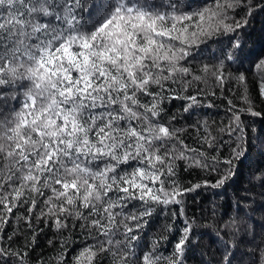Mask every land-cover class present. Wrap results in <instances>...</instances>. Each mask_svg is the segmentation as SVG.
I'll list each match as a JSON object with an SVG mask.
<instances>
[{
	"label": "snow or ice",
	"instance_id": "6c2138e0",
	"mask_svg": "<svg viewBox=\"0 0 264 264\" xmlns=\"http://www.w3.org/2000/svg\"><path fill=\"white\" fill-rule=\"evenodd\" d=\"M257 22L264 0H0V264H264Z\"/></svg>",
	"mask_w": 264,
	"mask_h": 264
},
{
	"label": "trees",
	"instance_id": "16d2710c",
	"mask_svg": "<svg viewBox=\"0 0 264 264\" xmlns=\"http://www.w3.org/2000/svg\"><path fill=\"white\" fill-rule=\"evenodd\" d=\"M209 2H210V0H196L197 4L209 3ZM215 48H216V46L211 45V44L206 49H204L203 46H201L200 50H194L193 51V55H197V53L199 52L200 58L206 57L210 60L212 57V54L215 51ZM246 49H247V55H248L249 59H255L262 52H264V39L260 38V26H259L258 22L256 24L255 29L252 32L251 41L246 45ZM212 111L220 112L221 114H223L224 109L221 107V108L214 109ZM217 119H218V117H217Z\"/></svg>",
	"mask_w": 264,
	"mask_h": 264
},
{
	"label": "bare ground",
	"instance_id": "6f19581e",
	"mask_svg": "<svg viewBox=\"0 0 264 264\" xmlns=\"http://www.w3.org/2000/svg\"><path fill=\"white\" fill-rule=\"evenodd\" d=\"M252 44V43H251ZM253 48V47H252ZM260 49V48H259ZM258 53V52H257Z\"/></svg>",
	"mask_w": 264,
	"mask_h": 264
}]
</instances>
